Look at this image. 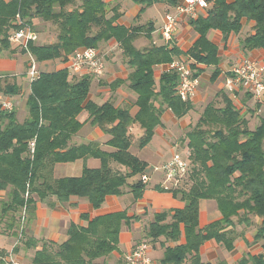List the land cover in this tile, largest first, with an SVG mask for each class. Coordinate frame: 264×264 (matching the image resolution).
Segmentation results:
<instances>
[{
	"label": "trees",
	"instance_id": "trees-1",
	"mask_svg": "<svg viewBox=\"0 0 264 264\" xmlns=\"http://www.w3.org/2000/svg\"><path fill=\"white\" fill-rule=\"evenodd\" d=\"M148 6L153 0H133ZM173 4L177 0H162ZM74 0H0V50L8 48V35L24 25L32 29L33 19L40 18L53 24L56 39L51 43H36L30 40L27 49L37 62L65 59L75 48L93 46L98 48L102 40L114 38L128 57L133 68L131 88L138 94L139 111L135 118L127 108L114 107L105 102L98 105L85 101L89 90V76L73 78L66 68L56 71H39L30 81L26 99L28 116L19 122L15 110L0 108V189L7 190L6 200L0 201V233H11L19 228L17 245L12 251L34 249L31 264H94V260L111 255L117 250L121 223L128 219L124 210L99 214L88 220L86 227L72 225L68 238L55 244L27 235L21 226L22 212L28 220L34 211L36 198L54 195L65 201L71 195L85 197L98 208L107 195H119L127 185V178L139 174L145 164L129 154L130 145L126 127L133 120L145 129L140 146L146 144L158 123L161 107L153 104L158 96L162 103L177 116L189 109V100H181L176 92L177 73L168 70L160 80L158 92L153 90L152 66L171 62L174 47L139 51L132 45L134 33L117 23V5H107L102 0H82L80 6L68 10ZM253 21L254 32L242 40L243 49H264V0H213L204 15L192 20L200 37L189 55L198 61L209 62L214 47L206 40L209 29H219L224 37L238 31L241 20ZM33 30V29H32ZM34 31V30H33ZM202 51H207L203 56ZM18 88L7 78H0V94L13 95ZM223 106L209 103L201 112L198 121L185 134L188 148L187 169L180 177L183 208L176 210L169 224H161L165 214H157L149 224L148 236L164 235L176 241L183 225L185 241L168 246L159 264H204L199 248L208 239L221 243L229 251L234 249L237 233L234 218L244 226L260 219L251 244H258V253H247L234 263L219 264H264V118L258 125L248 129L245 114L233 102L225 98ZM85 109L92 124L110 133L107 142L116 148L108 154L94 143L71 146L68 144L81 123L77 115ZM34 139V152L30 156L28 141ZM96 156L101 160L99 168H84L79 176H66L47 180L40 171L47 163L73 161L84 156ZM115 160L126 168L124 173L112 172L109 160ZM43 182L38 183V179ZM179 186V184H178ZM140 180L129 185L134 198L143 192ZM27 193V195H26ZM213 199L220 211V218L203 227L198 226V201ZM23 238L24 242L22 243ZM0 250V264H5ZM101 264H108L102 262ZM114 264H123L120 260Z\"/></svg>",
	"mask_w": 264,
	"mask_h": 264
},
{
	"label": "crops",
	"instance_id": "crops-1",
	"mask_svg": "<svg viewBox=\"0 0 264 264\" xmlns=\"http://www.w3.org/2000/svg\"><path fill=\"white\" fill-rule=\"evenodd\" d=\"M81 1L74 0L73 4H69L67 9L70 10L80 6ZM102 1L110 6L117 5V11L120 14L117 23L127 27L134 33L132 45L135 49L144 51L163 47L165 50H171L175 47L178 53L172 54L173 59L183 58L189 61L194 74L198 77L197 90L189 100V109L182 116H177L172 109L163 104L159 96L153 100L156 107H161V113L159 121L153 127L152 134L145 145H139L145 135V129L139 121L133 120L127 125L126 134L130 141L127 152L143 162L145 168L139 174L127 178V185L122 188L119 195H107L98 208H93L85 197L76 195L69 196L65 201L57 200L54 195H47L41 200L36 198L31 218L28 220L24 218L21 226L27 235L38 240V244L42 241L60 244L68 238V230L72 225L86 227L88 220L96 215L124 210L128 219L121 223L117 250L110 255V258L115 262L120 260L123 263L124 256L136 243L147 241L150 244L148 255L152 260V264H159L166 247L175 246L185 241L182 224L180 225V236L176 241L168 240L164 235L157 238L148 236L149 224L155 220L157 214L164 213L165 217L160 220V223L169 224L175 211L183 208L186 202L182 198L181 179H177V186L169 187L170 182L166 181L162 167L171 160L175 153L184 150L188 154L185 134L198 121L201 112L209 103L223 106L225 98H228L245 114V118L248 120V129H253L258 125L260 119L264 118V101L255 100L252 94L242 87L238 88L235 97H233L225 88V79L231 74L230 69L232 66L243 59L262 61L264 59V49H243L242 40L254 32L253 21L243 18L240 29L236 32H229L226 37L219 29H209L205 38L214 47V52L213 54L210 53L211 60L209 62L198 61L189 55V51L200 37L199 32L192 24V20L204 15L206 10L193 17H182L176 25L173 42H170L162 36L160 27L164 14L172 10L173 4L162 0H153L150 5L142 7L140 3L133 0ZM36 40H38L37 33ZM53 41L54 39L44 43ZM98 48L104 52V71L100 76L84 74L88 75L90 80L84 103L85 101H92L101 105L109 102L114 107L127 108L129 115L135 118L139 111L138 94L131 88L133 68L128 63V57L123 53L121 46L114 38L100 41ZM207 53V51L201 52L203 56H206ZM66 59L67 56L65 59L42 61L40 65L42 67L47 63L54 62L53 69L47 68L44 71H56L66 68ZM25 65L27 71H23ZM29 66L30 57L26 52L21 51L19 45L10 42L8 48L0 50V78H7V81L13 83L19 89L16 94L3 96L11 98L16 119L19 122H22L28 116L26 99L30 85ZM167 71V62L156 63L152 66L154 92L160 90L161 77ZM68 72L73 78L83 76H78L69 70ZM24 73L28 78H24V81H22L20 74ZM26 86L28 87L26 88ZM26 93L27 95H25ZM20 112H22L21 116ZM77 120L81 125L70 138L69 145L78 146L94 143L100 150L108 154L116 151L115 147L107 143L111 138L110 133L92 124L85 109L77 115ZM252 120H254V125L250 127ZM132 146L135 149H132ZM143 150L148 152L147 155L141 153ZM100 165L101 160L99 157L87 155L73 161L49 162L47 167L40 171V174L47 177V180H54L66 176H79L85 167L93 169L99 168ZM109 166L112 172L115 173L126 171L123 165L113 159L109 160ZM43 180V178H39L38 183L43 182ZM137 180H140L144 187L142 195L135 199L129 185ZM7 196V190L0 189V201L6 200ZM220 216L217 203L213 199H200L198 201L199 227L219 219ZM259 221L261 220L256 219L253 222L254 225L244 226L239 224L235 217L234 231L237 233V237L234 241V249L229 251L221 243H217L214 239H208L199 248L200 260L204 264L234 263L247 253H258L259 245H251V242L257 224L260 223ZM0 236L5 237L8 241L9 239L12 240L7 245L8 249L0 247L4 254L3 257H6L17 245L18 236L16 237L12 233H0ZM37 247L39 245H36ZM28 251L32 255L34 249H27ZM15 255L19 256L18 252Z\"/></svg>",
	"mask_w": 264,
	"mask_h": 264
},
{
	"label": "built area",
	"instance_id": "built-area-1",
	"mask_svg": "<svg viewBox=\"0 0 264 264\" xmlns=\"http://www.w3.org/2000/svg\"><path fill=\"white\" fill-rule=\"evenodd\" d=\"M213 0H177L172 10L164 14L160 27L162 36L173 42L176 25L182 17L196 16L201 11L208 9ZM9 42L27 49V43L30 40H36V33L28 26L11 30L8 35ZM30 66L28 70L29 80L32 81L38 75L36 63L29 52ZM105 67V56L99 48L93 46H81L75 48L66 59V68L78 75L92 74L100 76ZM168 70L177 73V85L175 92L183 100H190L198 87V77L194 74L191 64L183 58H174L168 63ZM230 73L225 79L226 90L235 97V92L242 87L250 92L257 101H264V59L255 61L252 59H243L232 66ZM14 104L11 98L0 94V108L5 111L13 110ZM34 139L28 141L30 156L34 152ZM166 181L170 182L169 187L177 186V179L185 173L187 162L175 153L171 160L162 167ZM167 187V186H166ZM27 195V193H26ZM24 221V211L22 212L21 223ZM22 225V224H21ZM150 244L147 241H141L124 256L123 264H152L148 255ZM5 264H25L16 257L11 250L5 257Z\"/></svg>",
	"mask_w": 264,
	"mask_h": 264
},
{
	"label": "rangeland",
	"instance_id": "rangeland-1",
	"mask_svg": "<svg viewBox=\"0 0 264 264\" xmlns=\"http://www.w3.org/2000/svg\"><path fill=\"white\" fill-rule=\"evenodd\" d=\"M69 5L66 6V8L68 7ZM32 29L34 30V32H36L38 34V40H36V43H44L45 41H49V40H55L56 39V33H57V29L56 27L51 24L50 22H46L40 18H34L33 19V24H32ZM27 60V59H26ZM31 61V60H30ZM36 63V68H37V71H44V69H47V68H50V69H53L54 68V62H51V63H47L45 64L44 66L41 67L40 63L42 62H35ZM23 71H27V66L25 65ZM22 71V70H21ZM21 77H22V81H24V78L27 79L28 77L25 76V73L24 74H20ZM28 86H26L27 88ZM27 95V93L25 94ZM214 106H219L218 104H213ZM19 114V113H18ZM22 115V112H20V116ZM254 125V120H252L250 122V127H253ZM132 149H135L133 146H132ZM141 153L143 154H146L147 155V151L143 150ZM180 155L181 158H183L184 160H188V154L182 150L181 152L179 151L178 153ZM167 158V157H166ZM27 217V213L24 214V217ZM250 217L252 218V220H256L255 216L254 215H250ZM260 222V221H259ZM253 224V223H252ZM260 224V223H258ZM254 225V224H253ZM1 228V226H0ZM20 228V227H19ZM19 228H17V230H12L11 233L14 234L16 237L19 236ZM20 240H22V243L24 242L23 238H20ZM12 240L9 239V241L5 238V237H2L0 236V247L1 248H5V249H8V244H10ZM37 245H41L37 243ZM253 245V244H251ZM20 250L19 249V252H18V255L19 256H16L18 257L23 263L25 264H31L30 263V256H31V253L27 250L26 248H24L23 244L19 246ZM23 248H24V251H23ZM259 251H260V248H259ZM258 251V252H259ZM8 252V251H6ZM110 255L108 256H104V257H100V258H97L94 260V264H101L102 262H106L108 264H114L115 261L114 260H110ZM184 264H188V261H186Z\"/></svg>",
	"mask_w": 264,
	"mask_h": 264
}]
</instances>
